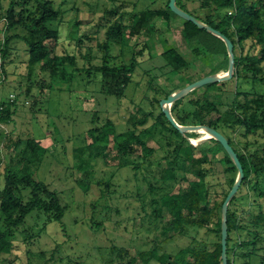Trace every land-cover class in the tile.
<instances>
[{
	"label": "trees",
	"instance_id": "16d2710c",
	"mask_svg": "<svg viewBox=\"0 0 264 264\" xmlns=\"http://www.w3.org/2000/svg\"><path fill=\"white\" fill-rule=\"evenodd\" d=\"M139 1L124 0L119 7L106 10L101 19L91 25L92 34L86 33L85 30L76 33L74 52L60 54L57 46L61 38L59 24L63 19L62 10L55 5L54 0H9L6 7L2 6L0 0V33L5 36L0 46V72L5 71L12 44L15 40H20L25 44L27 53L25 71L22 74L27 84L24 93L29 94L36 88L37 95L41 97L51 88L52 80H71L74 70H85L87 74L91 71L97 72L102 90L120 100L131 84L137 87L141 85V82L133 77L140 63L138 56L151 52L161 35H164V45L160 55L165 61L162 70L185 72L188 62L167 35L171 17H180L169 9L168 0ZM196 1L199 10L207 11L204 17L197 18L223 33L233 44L234 72L227 80L234 78L237 84L239 79L250 80L254 85L261 84L264 89V0ZM127 3L132 4L130 10H121ZM176 4L182 9L180 0H176ZM233 4L234 10L228 14V9L233 7ZM220 8L227 11L221 15L218 12ZM180 19L183 26H180L177 32L184 45H192L194 51L201 48L222 53L226 71L228 56L224 42L204 28ZM154 20H160L166 27L158 30ZM74 22L76 28L81 26V20L75 18ZM101 29H104V38L101 42L97 41V46L102 55L100 62L93 64L94 56L89 51L82 50L89 49L87 41L96 39V34L100 33ZM175 32L176 30H170L169 33L173 35ZM139 35H145L146 38L140 42L138 50L133 48L129 63H109V51L114 43ZM217 45L222 46L224 50L217 48ZM246 45L248 49L245 50ZM79 61L82 62V67L78 66ZM144 71L147 74L148 70ZM154 78H148L147 89L151 88ZM225 81L201 86L199 89H203L202 93L189 100L194 109L184 117L176 113V108L185 96L174 101L171 106L174 119L179 124H184L185 119H188L191 124L212 127L223 135L225 131L231 130L239 131L244 138L257 136L264 140V91L248 92L238 86L233 91L228 90L229 84L225 85ZM197 90L196 88L190 91L188 95H193ZM174 91L163 92L161 98ZM131 98L125 107L131 109L136 105L138 111L129 113L126 128L123 130H118L110 118L104 117L99 122L96 113L93 114V125L88 130L91 142L85 145L90 152L85 161L80 158L81 164L78 167L87 169L90 161H94L93 167L97 161L105 163L109 154L107 147L111 143L115 150L113 159L117 162V168H129L133 171L135 181H139L137 187L142 191L139 192V200L144 231V237L141 238L147 242L133 255L116 244L100 248V264H222L221 205L235 181V165L221 144L212 138L213 143L209 146L191 144L186 137L192 138L197 133L188 132L184 136L173 127L159 105L161 98L149 97L146 94L139 101L136 100V103ZM10 100L14 101L11 98ZM11 113L8 104L2 102L0 120L9 121ZM201 131L204 130L200 129L198 133ZM225 137L237 153L243 169V178L237 192L240 189L245 190L243 198H252L251 202L242 208V213L245 212L247 218H240L241 212L234 206L239 198L237 192L228 203L227 264H264V145L252 146V151H249V143L246 140L245 151H239L232 145L234 142L236 146L237 141L232 137ZM148 138L157 143L156 148L148 145ZM191 141L196 143L198 139ZM25 142L26 145L15 152L17 163L8 164L2 174L0 264H8L4 262V255L12 252L15 230L24 223L29 214L42 211L47 215L48 221H60L65 211L57 192L36 179L30 170V163H34V167L39 165L37 142L34 139ZM257 142L255 138L251 143L256 145ZM16 146L17 143L11 148L17 150ZM28 148L29 154L26 152ZM133 153L141 160L133 161L130 158ZM161 164L163 166L160 175L156 178L152 170ZM220 166L223 170H219ZM187 174L192 178H188ZM221 178L227 187L219 192L215 186ZM180 181L187 182L186 186L173 191ZM104 184L108 187L107 183ZM95 224L99 223L95 221ZM204 227H208V231L215 236L210 248L205 247L203 241L198 240L195 234L190 235L186 245L178 250H168L165 245L169 239L187 234L189 228L194 229L196 233ZM33 236H25L23 239L30 243ZM29 253L26 251L27 255ZM55 259L52 253L43 263L53 264ZM61 259L62 257L60 262ZM33 262L36 263L35 260Z\"/></svg>",
	"mask_w": 264,
	"mask_h": 264
},
{
	"label": "rangeland",
	"instance_id": "374dc122",
	"mask_svg": "<svg viewBox=\"0 0 264 264\" xmlns=\"http://www.w3.org/2000/svg\"><path fill=\"white\" fill-rule=\"evenodd\" d=\"M123 1L54 0L55 5L62 10L61 18L63 19L59 24L61 38L57 46L58 53L74 52L76 33L85 30L86 33L92 34L91 25L99 21L106 10L119 7ZM180 1L179 5L182 10L198 18L205 16L207 11L199 10L196 0ZM1 4L6 7L9 0H1ZM131 6L132 4L127 3L121 10H130ZM226 11L224 8L218 10L221 15ZM75 18L82 21L81 26H77V28L74 22ZM154 23L158 30L166 27L160 20H154ZM180 26H183L182 20L172 16L168 31L176 30V32L173 35L168 32L167 35L187 60L186 71L174 73L170 69L162 70L165 61L160 55L164 45L162 42L164 35H161V39H157L151 52L138 56L140 63L136 67L133 77L134 80L141 82V85L137 87L135 84H131L120 100L115 95L102 90L97 72L91 71L87 74L85 70H74L71 80H52L51 88L41 97L37 95L36 88L30 91L31 94L24 93L27 84L22 74L25 71L24 62L27 58L26 46L20 40L14 41L11 54L8 57L11 63L8 64V61L4 73L0 72V104L2 102L8 104L12 111L9 121L0 120V187L2 186L4 168L8 164L15 165L17 163L15 152L17 153L26 145V140L34 139L37 142L36 150L40 160L36 167H34V163H30V170L36 179L43 181L50 189L57 192L61 203L65 206V211L60 221H48L47 215L42 211H34L29 214L24 223L15 230L14 246L11 253L4 255L5 263L26 264L28 262L27 264H29L31 262L34 264L35 260V264H44L43 262L53 253L56 258L53 264H100L98 257L100 248L116 244L133 255L138 248L143 247L142 244L147 242L146 239L141 238L144 237V231L141 222L143 212L139 200V192L142 191L137 187L139 181H135L133 171L129 168H117V162L113 159L115 150L111 143L107 147L109 154L105 163L97 161L93 167L94 161H90L87 169L78 166L81 164L80 158H84L85 161L90 152L85 148V145L91 142L88 130L93 125L91 122L93 114L96 113L99 122L104 117L110 118L118 130H123L126 128L129 113L138 111L136 105L131 109L125 107L132 94L131 99L135 103L146 94L149 97L161 98L163 92L176 91L204 76L214 73L220 76L226 72L224 55L201 48L194 51L192 45H184L177 32ZM104 29L96 34V39L87 41L89 49L82 50L89 51L94 56L93 64L100 62L102 52L97 46V41L103 40ZM3 36L4 34L1 32L0 46ZM145 38V35H139L126 38L120 43H114L110 47L111 59L109 63H129L133 48L138 50L140 42ZM218 46L216 47L224 50L222 46ZM246 49H248L247 45ZM78 66L82 67L81 61L78 62ZM145 69L148 70L149 76L145 73ZM151 77L155 78L150 85L151 88L147 89V80ZM225 82V85L229 84L228 90L232 91L237 86L248 92L264 91L261 84L254 85L250 80L239 79L237 84L233 78L231 81ZM199 88L193 95H185L180 106L176 108V113L179 116L184 117L194 109L189 100L202 93L203 89ZM10 98L14 101L11 102ZM144 102L146 104L145 100ZM190 124L191 122L185 119L182 125ZM198 131H195L196 136H209L205 130L199 133ZM224 136L236 140V146L234 142L232 145L239 151H245L244 142L246 140L249 143V151H252L253 147L257 145H264L262 138L257 136L244 138L239 131L228 130L224 132ZM255 138L258 142L256 145H252L251 142ZM15 143H17V150L11 148ZM147 143L149 146L157 147V143L151 138L147 139ZM212 143L210 138L200 144L209 146ZM26 152L29 154V148ZM130 158L133 161L141 160L136 153H133ZM162 166L161 164L152 170L154 177H159ZM219 170H223V167L220 166ZM186 176L192 178L190 174ZM104 183H107L108 187ZM186 184L187 182L180 181L173 191H176L178 187L186 186ZM226 187V182L222 178L215 186L219 192ZM245 189L247 190V188ZM244 193L245 190L240 189L237 192L239 198L234 203L238 212H241L240 218H247V214L242 213V208L252 200L251 197L244 199ZM95 221L99 224H95ZM194 234L198 240L203 241L207 248L211 247L215 239L214 234L208 231V227H204L196 233L194 229L189 228L187 234L178 236L179 238L175 236L176 239H169L165 245L168 250H178L184 247L190 239L189 236ZM29 235L34 236L30 238V243H26L23 237ZM26 251L30 253L27 255ZM61 257L62 262L59 261ZM137 264L142 263L137 262Z\"/></svg>",
	"mask_w": 264,
	"mask_h": 264
},
{
	"label": "water",
	"instance_id": "95a60500",
	"mask_svg": "<svg viewBox=\"0 0 264 264\" xmlns=\"http://www.w3.org/2000/svg\"><path fill=\"white\" fill-rule=\"evenodd\" d=\"M168 7L173 13H175L180 18L187 20V21H190L191 23H193L197 27L204 28L207 32L219 37L224 42L225 47H226V52H227V56H228V63H227V69H226L225 75L219 76V75H217V73H214V74L204 76L200 79H197V80L187 84L186 86L168 94L166 97L161 98L159 100V105H160L164 115L166 116L167 120L172 124L173 127H175L184 136L188 132H195V131H198L200 129H205L206 132L209 134L208 137L199 138V140L196 143L192 142L191 138L186 137L191 144L196 146V145L200 144L201 142H203L204 140L210 139V138L216 140L217 142H219L221 144V146L223 147V149L228 154L229 158L231 159V161L233 162V164L236 167L237 175H236L235 181L232 184L230 190L228 191V193H227L226 197L224 198L222 205H221V224H220L221 254H220V257H221L222 264H227V253H226V250H227V207H228L229 201L231 200L233 195L237 192V190L240 186L241 180L243 178L242 165L238 159L237 153L234 151L233 147L229 144L228 139L221 132H219L218 130H216L212 127L206 126V125H199V124L182 125V124H179L174 119L173 115L171 114L170 105L174 101H176L177 99L188 94L190 91H192L196 88H199L205 84L225 81V80L229 79L234 72V61H235V59H234V53H233V44H232L231 40L227 36H225L223 33L214 29L210 25L202 22L201 20H199L197 17L193 16L192 14H190V13L182 10L181 8H179L176 4V0H168Z\"/></svg>",
	"mask_w": 264,
	"mask_h": 264
},
{
	"label": "bare ground",
	"instance_id": "6f19581e",
	"mask_svg": "<svg viewBox=\"0 0 264 264\" xmlns=\"http://www.w3.org/2000/svg\"><path fill=\"white\" fill-rule=\"evenodd\" d=\"M226 74V72L224 73V74H222V75H220V76H223V75H225ZM203 130H205V129H203ZM205 132H206V130H205ZM208 134V133H207ZM209 135V134H208ZM203 137H208V136H194V137H192L191 139H198L199 140V138H203Z\"/></svg>",
	"mask_w": 264,
	"mask_h": 264
},
{
	"label": "built area",
	"instance_id": "2783aa9c",
	"mask_svg": "<svg viewBox=\"0 0 264 264\" xmlns=\"http://www.w3.org/2000/svg\"><path fill=\"white\" fill-rule=\"evenodd\" d=\"M234 7H235V5L233 4V7H231V8L228 9V14H231L233 12Z\"/></svg>",
	"mask_w": 264,
	"mask_h": 264
}]
</instances>
